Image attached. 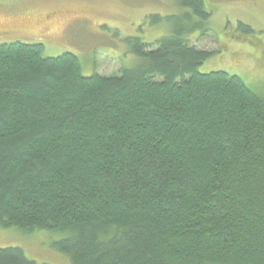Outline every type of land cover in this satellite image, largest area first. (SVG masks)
I'll return each mask as SVG.
<instances>
[{"label":"trees","instance_id":"16d2710c","mask_svg":"<svg viewBox=\"0 0 264 264\" xmlns=\"http://www.w3.org/2000/svg\"><path fill=\"white\" fill-rule=\"evenodd\" d=\"M175 1L121 75L0 44V228L63 233L71 264H264V95L198 70L212 13ZM0 264L38 263L6 248Z\"/></svg>","mask_w":264,"mask_h":264},{"label":"rangeland","instance_id":"374dc122","mask_svg":"<svg viewBox=\"0 0 264 264\" xmlns=\"http://www.w3.org/2000/svg\"><path fill=\"white\" fill-rule=\"evenodd\" d=\"M205 3L212 13L208 31L196 33L192 40L212 56L198 70L236 75L264 95V0ZM180 10L175 0H0V44H39L43 56L50 58L73 54L86 77L121 75L142 64L129 39L155 43L169 27L154 24L150 17L166 18ZM235 36L246 39L237 41ZM248 39L262 43L254 45ZM63 237L45 230L0 228V249L20 248L38 264H71L54 249Z\"/></svg>","mask_w":264,"mask_h":264}]
</instances>
